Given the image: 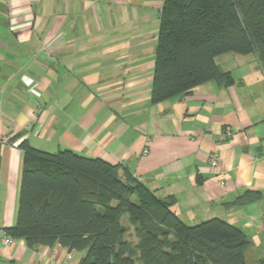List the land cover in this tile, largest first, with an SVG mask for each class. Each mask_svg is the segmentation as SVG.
<instances>
[{
  "label": "crops",
  "instance_id": "0c3cea01",
  "mask_svg": "<svg viewBox=\"0 0 264 264\" xmlns=\"http://www.w3.org/2000/svg\"><path fill=\"white\" fill-rule=\"evenodd\" d=\"M162 3L0 0V136L7 139L0 143V246L16 223L24 140L44 152L69 150L125 167L157 197H173L172 210L187 225L225 219L250 241L264 239V80L257 58L222 55L216 62L231 74V86L211 81L152 104ZM225 129L229 139L222 138ZM247 190L261 199L228 206ZM67 253L14 240L2 247L0 264H63Z\"/></svg>",
  "mask_w": 264,
  "mask_h": 264
},
{
  "label": "trees",
  "instance_id": "16d2710c",
  "mask_svg": "<svg viewBox=\"0 0 264 264\" xmlns=\"http://www.w3.org/2000/svg\"><path fill=\"white\" fill-rule=\"evenodd\" d=\"M225 54L255 55L264 74V0H163L151 103L211 81L231 86L216 62ZM18 148L16 223L4 233L28 248L85 252L77 264H248L251 241L241 229L219 218L187 225L172 210L173 197H157L125 167L69 150L44 152L25 140ZM260 199L247 190L228 206ZM124 215L136 226L135 246L125 241Z\"/></svg>",
  "mask_w": 264,
  "mask_h": 264
},
{
  "label": "rangeland",
  "instance_id": "374dc122",
  "mask_svg": "<svg viewBox=\"0 0 264 264\" xmlns=\"http://www.w3.org/2000/svg\"><path fill=\"white\" fill-rule=\"evenodd\" d=\"M262 78H263V76H262ZM221 218H224V217H221ZM207 220H210V218ZM223 220H225V219H223ZM197 222H196V224L203 222V221H200L198 223ZM226 222H228V221H226ZM121 224L127 228L125 241L127 243H129L131 246H135L138 242L137 233L135 232L136 226L130 224V222L128 221L127 215H124L121 218ZM191 224H193V223H191ZM235 226H239V225H235ZM257 240L258 239H254L253 241L251 240V246L248 250L250 253H248L249 256H247V263L248 264H257L259 260L264 259V239L258 240V241ZM84 255H85V252L78 253L76 259L80 260ZM73 259H74V257H73ZM73 259L71 260V262L73 261Z\"/></svg>",
  "mask_w": 264,
  "mask_h": 264
},
{
  "label": "built area",
  "instance_id": "2783aa9c",
  "mask_svg": "<svg viewBox=\"0 0 264 264\" xmlns=\"http://www.w3.org/2000/svg\"><path fill=\"white\" fill-rule=\"evenodd\" d=\"M263 80H264V74H263ZM26 131L32 130V125L28 124L25 127ZM223 139H229L232 136V133L229 130H226L223 135ZM7 139L0 136V143H6ZM144 154H147V151H143ZM209 164L212 168H215L218 164V160L215 156L211 157L209 160ZM14 240L6 235L1 239V246H0V252L2 251V247L10 245ZM74 254L73 253H67L66 258L63 261V264H71V260L73 259Z\"/></svg>",
  "mask_w": 264,
  "mask_h": 264
}]
</instances>
